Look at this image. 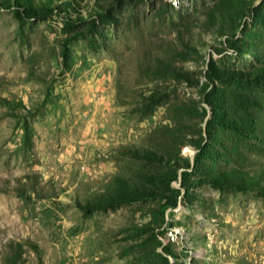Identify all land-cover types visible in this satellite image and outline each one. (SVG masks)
<instances>
[{
    "label": "rangeland",
    "instance_id": "1",
    "mask_svg": "<svg viewBox=\"0 0 264 264\" xmlns=\"http://www.w3.org/2000/svg\"><path fill=\"white\" fill-rule=\"evenodd\" d=\"M51 3L0 8V264H264V0Z\"/></svg>",
    "mask_w": 264,
    "mask_h": 264
},
{
    "label": "trees",
    "instance_id": "2",
    "mask_svg": "<svg viewBox=\"0 0 264 264\" xmlns=\"http://www.w3.org/2000/svg\"><path fill=\"white\" fill-rule=\"evenodd\" d=\"M0 0L1 9H13L14 14L21 20L28 18H44L52 9L51 0Z\"/></svg>",
    "mask_w": 264,
    "mask_h": 264
}]
</instances>
